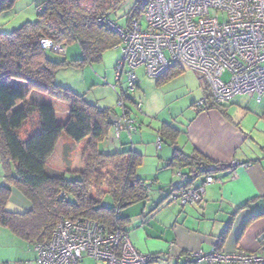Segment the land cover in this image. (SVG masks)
<instances>
[{
	"label": "trees",
	"instance_id": "trees-1",
	"mask_svg": "<svg viewBox=\"0 0 264 264\" xmlns=\"http://www.w3.org/2000/svg\"><path fill=\"white\" fill-rule=\"evenodd\" d=\"M17 1L0 0V15L12 10ZM124 2L38 0L36 21L10 33L0 32V156L5 183L0 186V227L35 247L53 238L61 220H91L107 234L127 233L126 210L149 200L153 184L137 174L144 156L134 149L109 153L101 149L111 132L113 110L89 103L85 95L56 80L59 70L100 63L108 50L121 44L120 34L108 23L126 29L144 12V6L135 1L127 25L121 27L111 17ZM43 39L66 48L78 44L82 58L53 60L47 55L53 50L43 48ZM184 69L174 64L156 80H170ZM21 84L25 89H19ZM33 93L67 104L66 121H58L55 103L39 101ZM205 100L200 111L210 104L224 107L214 103L210 94ZM166 128L158 139L162 145L175 146V140L162 135ZM169 166L191 167L192 175H203L205 182L219 170L236 167L211 163L178 147ZM182 186L175 189L180 191ZM10 203L19 209L10 211ZM153 260L149 256L148 264Z\"/></svg>",
	"mask_w": 264,
	"mask_h": 264
},
{
	"label": "built area",
	"instance_id": "built-area-1",
	"mask_svg": "<svg viewBox=\"0 0 264 264\" xmlns=\"http://www.w3.org/2000/svg\"><path fill=\"white\" fill-rule=\"evenodd\" d=\"M136 1L144 6L146 28L141 17L133 19L126 29L108 23L120 34L123 45L118 82L126 65L132 88L137 83L135 69L144 67L150 77L158 79L179 64L205 80L211 100L218 105L225 106L240 95L264 96V0ZM43 43L53 46L49 41ZM224 74H229L227 80ZM205 101L197 103L196 108L203 107ZM124 119L112 116L116 138L132 123ZM214 181L208 176L206 184ZM203 193L204 187H192L183 195L180 190L171 197L184 206L199 201ZM36 250L38 264H83L86 256L100 264L149 263V256L135 248L128 233L117 230L107 234L91 220H61L53 238ZM196 257L208 264H263L264 249L258 253L200 251L189 261Z\"/></svg>",
	"mask_w": 264,
	"mask_h": 264
},
{
	"label": "crops",
	"instance_id": "crops-1",
	"mask_svg": "<svg viewBox=\"0 0 264 264\" xmlns=\"http://www.w3.org/2000/svg\"><path fill=\"white\" fill-rule=\"evenodd\" d=\"M179 76L156 81L157 86L162 87ZM200 84L203 100L208 98L209 88L201 77ZM195 103L189 116L182 118L181 127L168 121L163 123L161 130L171 125L175 131L172 134L166 128L162 134L168 141L175 140V146L165 143L173 153L174 147H178L188 155L198 153L211 163L236 167L219 170L214 174L216 182L206 184L203 175H192L191 167L169 166L173 153L160 157V164L179 169L180 181L177 184L171 181L161 188L159 185L147 202L125 212L130 218L127 233L137 250L155 258L150 264H183L187 254L208 253L216 247L225 252L246 253L264 249V96H236L229 106L219 108L210 104L202 111L193 108ZM65 108L67 119L69 108ZM126 137L119 149L108 152L127 150L125 145L130 140ZM112 145L104 144L103 148ZM132 149L137 151L136 147ZM183 178L191 179L193 188L204 187L201 204L181 206L172 200L170 195L177 191L175 188L182 184ZM159 204L162 205L157 209ZM37 256L34 245L0 227V264H38Z\"/></svg>",
	"mask_w": 264,
	"mask_h": 264
},
{
	"label": "rangeland",
	"instance_id": "rangeland-1",
	"mask_svg": "<svg viewBox=\"0 0 264 264\" xmlns=\"http://www.w3.org/2000/svg\"><path fill=\"white\" fill-rule=\"evenodd\" d=\"M135 1L136 0H125L117 13L111 17L112 20L117 22L121 27H125L128 23V13L134 7ZM37 2L38 0H18L12 10L0 15V32L10 33L27 22L36 21L38 14ZM141 21L143 28H146L147 24L144 21V17H141ZM45 41L49 40L43 39L42 46L44 49L48 47L47 49L53 50V52H47V55L53 60L60 61L68 59V61H71L82 58V51L78 44L71 45L67 48L63 47L65 48L63 51V49H60L62 48L61 46H48L46 44L45 47L43 43ZM122 47L123 45L120 44L115 49L108 50L100 63L86 64L84 67L63 68L58 71L56 80L64 87H68L76 93L85 95L89 103H95L103 108H111L114 112V116L121 119V121L124 118V120L129 119L132 121L131 124L126 125V130H123L118 138L115 137V124H112L110 136L108 138L110 140L105 141L104 144L113 145L109 149H105L103 148L104 144H102L101 149H104L105 152L111 151L113 148L119 149L126 135V138L130 140V144L125 145V148L132 149L136 147L137 151L144 156L143 164L138 169L137 174L146 180L148 185L151 184L152 186L153 184L150 190V195H152L156 190L158 191L159 185L161 188V185H167V183L171 181H173L172 184H177L178 181H180V176L178 174L179 169H168L166 163L160 164L159 162L160 157H164L169 153L172 155L173 150H171L170 146L165 142H163V145L161 144L163 146L161 147L162 149L158 148L157 133L160 132L163 123L167 121L172 122L176 127H181L182 118L189 116L192 104L194 102L199 103L202 100H200L202 96L200 75L192 70H186L183 75L160 87L157 86V80L150 77L144 67H139L134 70L137 83L131 88L127 75L130 69L129 66H125L120 81L118 82L117 80V66L122 62L123 58ZM223 78L227 80L229 74H224ZM19 89H25V85L21 84ZM209 94L211 95L210 92ZM120 95L122 99H120ZM32 97L39 101L45 100L46 102L55 103V110L59 113L58 121H65L66 118L64 117L66 113L64 109H66L65 106H68L67 104L53 101L50 97L39 93H33ZM119 101H121V104H119ZM229 105L230 103L226 106ZM193 108L195 107L193 106ZM170 126H167L166 129L169 133L172 131V126ZM113 139L116 141L112 142ZM122 148L124 147L122 146ZM210 170L213 169L210 168ZM156 178L157 180H155ZM187 182L185 178L182 179L183 186L181 187V194L185 189L192 188L191 183L189 182L187 184ZM215 182L216 180L213 183ZM1 185H5V183L4 165L0 156V186ZM179 192V190L173 191L172 194H178ZM203 194L199 201L196 202L194 200L192 203L185 204L184 206L201 204ZM139 206H141V203L135 204L129 207V209ZM8 208L10 211L16 210L18 206L14 203H10ZM3 240L6 241V238L3 237ZM212 251L223 250L215 248ZM198 253H200V251L195 252V254ZM198 259L199 257H196L194 261H189V257H186V264H208ZM83 264L100 263L86 256L83 260Z\"/></svg>",
	"mask_w": 264,
	"mask_h": 264
}]
</instances>
